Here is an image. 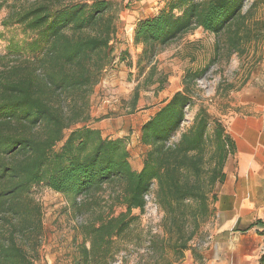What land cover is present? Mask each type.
I'll return each mask as SVG.
<instances>
[{
    "label": "trees",
    "instance_id": "1",
    "mask_svg": "<svg viewBox=\"0 0 264 264\" xmlns=\"http://www.w3.org/2000/svg\"><path fill=\"white\" fill-rule=\"evenodd\" d=\"M247 1L172 0L168 12L140 21L134 32L142 46L140 74L150 68L152 81L158 54L199 29L216 38L218 57L220 51L243 57L256 50L264 39V0L246 8ZM118 8L111 0L12 6L5 25L19 28L23 39H10L0 58V264H39L42 209L30 196L38 185L64 195L76 216L88 215L73 264H113L117 241L131 228L134 211L145 210L153 184L161 234L149 237L136 264H179L214 216L216 189L236 153L228 127L202 105L176 138L210 66L187 70L183 89L143 124L140 142L148 150L139 172L125 141L103 138L89 126L101 121L91 117L90 97L115 60Z\"/></svg>",
    "mask_w": 264,
    "mask_h": 264
},
{
    "label": "rangeland",
    "instance_id": "2",
    "mask_svg": "<svg viewBox=\"0 0 264 264\" xmlns=\"http://www.w3.org/2000/svg\"><path fill=\"white\" fill-rule=\"evenodd\" d=\"M35 0H0V58L7 54L10 39H23L19 28H7L6 20L15 3H31ZM89 1V0H77ZM118 4L119 21L117 34L112 41L115 60L103 74L90 97V113L93 119L89 126L100 131L103 138L122 139L126 142L133 169L143 166L148 150L140 142L141 128L161 105L183 89V77L187 70L208 72L197 82L196 105L187 113L186 121L176 138L192 125L199 108L203 105L215 117L221 118L227 127L230 115L244 109L253 113L254 108H264V39L256 50L243 57H231L216 50V38L199 29L180 37L168 45L154 60L156 74L149 81V70L140 74L138 67L142 46L134 43V32L140 21L156 17L169 11L172 0H111ZM196 1V0H194ZM254 0H248L246 8ZM176 14H179L176 12ZM163 90L159 91L160 83ZM138 92L135 110L131 106ZM247 105V106H246ZM249 105V106H248ZM131 111V112H130ZM227 116L228 118H225ZM224 117V118H223ZM82 124L80 126H83ZM69 135V132H67ZM61 145H59L60 147ZM155 191V190H154ZM31 198L42 209V235L37 242L39 264H73L76 247L82 242L79 227L88 220V215L76 216L71 203L64 195L44 185L35 186ZM83 197L78 202L83 201ZM124 209H117L120 213ZM131 228L117 243L120 252L113 264H136L147 253L150 236L161 234L162 211L155 207L143 212L134 211ZM204 234L194 244L197 250L210 247L215 224L206 223ZM248 247V245H241ZM238 259L234 256V261Z\"/></svg>",
    "mask_w": 264,
    "mask_h": 264
},
{
    "label": "crops",
    "instance_id": "3",
    "mask_svg": "<svg viewBox=\"0 0 264 264\" xmlns=\"http://www.w3.org/2000/svg\"><path fill=\"white\" fill-rule=\"evenodd\" d=\"M234 108L239 112L230 115L228 132L236 153L226 165L225 183L216 189L210 247L200 251L193 246L179 264H264V108L249 114Z\"/></svg>",
    "mask_w": 264,
    "mask_h": 264
},
{
    "label": "built area",
    "instance_id": "4",
    "mask_svg": "<svg viewBox=\"0 0 264 264\" xmlns=\"http://www.w3.org/2000/svg\"><path fill=\"white\" fill-rule=\"evenodd\" d=\"M154 190H156L155 184H153L151 186L150 191L144 196V200L146 202L145 209L148 207L149 208L155 207V209H158V205H157L156 200H155V191Z\"/></svg>",
    "mask_w": 264,
    "mask_h": 264
}]
</instances>
